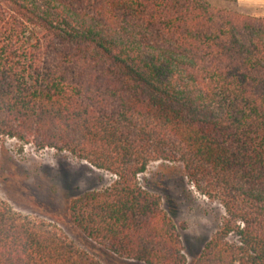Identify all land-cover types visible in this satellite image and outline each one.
<instances>
[{
	"label": "trees",
	"instance_id": "16d2710c",
	"mask_svg": "<svg viewBox=\"0 0 264 264\" xmlns=\"http://www.w3.org/2000/svg\"><path fill=\"white\" fill-rule=\"evenodd\" d=\"M4 136L116 176L67 210L122 258L187 262L137 181L164 159L227 213L194 264H264V17L210 0H0ZM0 264L103 263L0 197Z\"/></svg>",
	"mask_w": 264,
	"mask_h": 264
},
{
	"label": "rangeland",
	"instance_id": "374dc122",
	"mask_svg": "<svg viewBox=\"0 0 264 264\" xmlns=\"http://www.w3.org/2000/svg\"><path fill=\"white\" fill-rule=\"evenodd\" d=\"M212 4L253 16L260 5L238 6L235 1L210 0ZM264 17V16H261ZM115 175L85 160L52 147L37 148L10 136L0 142V197L16 210L57 224L75 244L103 264H145L122 258L82 234L71 222L68 202L86 191L107 187ZM138 184L160 196L162 209L172 218L183 243L186 264H194L205 243L227 216L225 207L201 193L180 162H149L137 175ZM231 242L236 235L229 236ZM238 264V263H235Z\"/></svg>",
	"mask_w": 264,
	"mask_h": 264
},
{
	"label": "crops",
	"instance_id": "0c3cea01",
	"mask_svg": "<svg viewBox=\"0 0 264 264\" xmlns=\"http://www.w3.org/2000/svg\"><path fill=\"white\" fill-rule=\"evenodd\" d=\"M231 1V0H230ZM237 3L238 6L246 5V6H252V5H260V13L255 12V14L259 16H264V0H232Z\"/></svg>",
	"mask_w": 264,
	"mask_h": 264
}]
</instances>
